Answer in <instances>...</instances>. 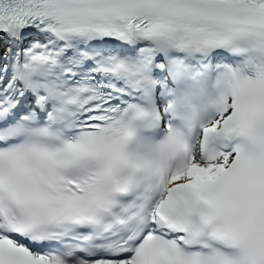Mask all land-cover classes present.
Returning a JSON list of instances; mask_svg holds the SVG:
<instances>
[{
    "label": "snow or ice",
    "instance_id": "snow-or-ice-1",
    "mask_svg": "<svg viewBox=\"0 0 264 264\" xmlns=\"http://www.w3.org/2000/svg\"><path fill=\"white\" fill-rule=\"evenodd\" d=\"M0 264H264V0H0Z\"/></svg>",
    "mask_w": 264,
    "mask_h": 264
}]
</instances>
